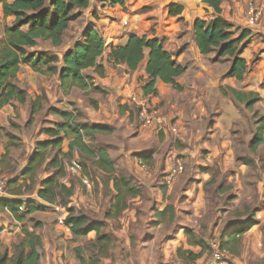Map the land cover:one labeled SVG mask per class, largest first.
Segmentation results:
<instances>
[{
	"label": "crops",
	"instance_id": "0c3cea01",
	"mask_svg": "<svg viewBox=\"0 0 264 264\" xmlns=\"http://www.w3.org/2000/svg\"><path fill=\"white\" fill-rule=\"evenodd\" d=\"M174 5L182 9L170 14ZM251 5L264 10V0L220 3V16L250 31L239 54L246 63L241 79L228 74L232 58L216 59L214 52L202 54L198 48L196 19L209 20L215 15L214 9L202 0H124L123 5L89 0L86 8L74 10L80 14L63 32L60 45L38 38L28 50L56 54L60 65L63 54L92 23L108 46L98 58L104 73L100 75L94 67H88L82 74L89 76L91 87L105 92L78 86L64 92L59 72L40 74L20 64L14 81L26 91V99L12 100L0 108V177L8 181L2 197L43 202L38 190L42 181L56 175L57 168L50 163L58 148L48 149L33 183L24 171L37 143L52 139L47 129L63 122L62 111H72L77 115L76 122L111 128L109 133L85 136L83 141L92 150L104 149L113 162V175L124 176L141 189L140 194L127 199L120 213L110 218H105V213L117 194L112 179L106 185L98 178L95 185L92 183L93 188L104 185L110 191L103 214L89 199L90 188L85 187V194L79 192L76 205L93 210L96 219L110 225L112 244L100 264H213L207 244L213 237L230 253L233 264H264V16L249 25ZM13 20L12 15L4 17L0 4L3 26L11 25ZM132 34L162 40L174 60L185 67L176 78L179 89L157 79L156 92L144 93L146 60L135 70L108 61L109 46L124 44ZM133 94L146 98L165 117L162 130L141 125L130 106ZM258 132L259 142L255 139ZM60 135L63 140L59 149L68 152L73 136H64L63 131ZM73 156L90 162L103 180L108 175L86 152L74 147L70 157ZM176 158L182 159L184 170L168 182ZM67 164L65 160L66 173L60 182L68 176ZM65 184L76 192L70 181ZM33 185V192L28 194L26 189ZM37 211L40 210L22 214L24 219L18 220L0 207V242L15 233L23 238V229L31 231L27 224ZM61 214L65 219L66 213ZM250 221L244 232L238 233ZM53 225L56 239L60 238L58 230L74 236L65 224ZM87 235L96 238L95 231ZM76 246L79 245L74 244L73 250ZM65 256H58L52 264H78L75 251L77 262Z\"/></svg>",
	"mask_w": 264,
	"mask_h": 264
},
{
	"label": "trees",
	"instance_id": "16d2710c",
	"mask_svg": "<svg viewBox=\"0 0 264 264\" xmlns=\"http://www.w3.org/2000/svg\"><path fill=\"white\" fill-rule=\"evenodd\" d=\"M104 1L110 4H124V0ZM202 1L214 9L215 15L209 20L196 19L194 29L198 48L202 54L214 52L216 59L223 56L232 58L228 74L241 79L246 69V63L239 54L244 46L242 41L250 31L235 27L220 16L222 0ZM0 4L4 17L14 16L12 24L4 26L3 38L0 41V108L12 100L24 102L26 99V91L14 81L20 70V64H27L40 74L52 75L59 72L60 86L64 92H67L72 86L90 87L95 91L105 92L100 87H91L88 83L89 76L82 74V70L88 67H94L95 72L100 75L104 73V66L98 62V58L108 46L92 23L85 29L82 37L75 42L73 47L63 54L60 65H58L59 57L56 54L28 50L29 47L36 45L38 38L49 40L54 46L60 45L63 32L69 23L80 14V12L74 13L73 11L86 8L89 0H0ZM181 9V6L174 5L169 12L174 14L180 12ZM143 60H146L145 72L148 76L143 88L144 93L156 92L157 79L171 84L174 88H180L176 78L185 71V67L174 60L172 53L164 48L162 40L159 38L132 34L124 44L109 46V62L125 64L129 70H135ZM60 115L63 122L57 124L56 128L47 129L46 132L53 136L52 139L37 143L24 171V175L28 176L33 183L37 170L46 160L48 149L58 148L50 163L52 167L57 168L56 175L42 181L41 188L38 190V196L44 203L22 199L8 200L0 197V207L8 209L14 218L23 220L22 214L43 210L47 207L45 203L54 204L60 200L61 205L67 204V199L74 193L73 187L62 184L60 178L66 173L65 160L68 162L71 160L72 149L76 147L93 156L95 158L93 163L108 173L107 180H102L104 185L108 180H113L114 190L117 194L114 203L105 213V218L117 215L127 206V199L140 194L141 189L133 185L126 177L113 175V162L104 149L92 150L83 141L85 136L109 133L111 128L100 123L89 125L76 122L77 115L72 111H62ZM61 131L64 132V136H73L68 152L59 149L63 140V136L60 135ZM255 139L257 142L261 141L259 132ZM139 156L143 158L142 154ZM67 210L64 224L69 227L72 234L86 235L90 231L96 232L95 240L89 243L92 248L89 258L85 257L80 246L74 248L78 264H100L101 258L109 255L111 246V236L102 232L104 222L99 219H91L86 214L75 213L71 207ZM250 224L251 221L247 222L246 226H243L238 233L244 232ZM41 249V237L33 231L23 229V238L16 245L12 255H9L7 250L0 249V264H40Z\"/></svg>",
	"mask_w": 264,
	"mask_h": 264
},
{
	"label": "rangeland",
	"instance_id": "374dc122",
	"mask_svg": "<svg viewBox=\"0 0 264 264\" xmlns=\"http://www.w3.org/2000/svg\"><path fill=\"white\" fill-rule=\"evenodd\" d=\"M4 26L0 22V41L3 37ZM134 113L137 116L136 112ZM70 159H74L77 162H79L81 167V170L78 174L69 172L68 176H66L67 182L70 181L72 185L76 186L75 187L76 192H74L75 195L73 194L71 197L67 199V204L62 205L63 210L60 209L61 208L60 205L62 202L59 200L58 201L59 210H56L55 207L48 205V207H45L43 210L35 212L33 216L30 217V221L27 224L31 231L35 233L36 232L39 233L41 237L42 249L40 251L41 253L40 264H49V263L52 264L54 263V261L59 259L58 256H63L64 254L66 255L65 257L67 259L76 261L73 250V245L76 243L83 249V254L85 255L86 258H89L92 254V248L89 243L93 239H90L87 234L74 235L71 237L65 235L61 230H58L57 235H59L60 238L56 239V236L53 233L54 230L53 224L55 223L57 224L58 216L63 211L68 213L67 209L70 207L74 209L75 213L86 214L91 219H96V217H98L96 215L97 213L94 212L93 210H87L81 204L76 205V203H78L79 192L82 190L83 194H85V186L81 182V176L89 177L91 183H93L94 185L96 183V178L102 181L103 177L101 173L98 172V170L92 167L90 162H84L79 156H73L70 157ZM107 177L109 176H106L105 180H107ZM93 186L91 184V188H90L91 192L89 193L91 194V197H89V199L92 201L94 207L99 206L98 207L99 214H103L110 200V196H111L110 191L104 185L100 188L98 187L93 188ZM33 190H34V185L31 188L26 189V192L28 194H31ZM34 223L36 224L38 223V225H35ZM109 226H110L109 222L104 221V227L102 229V232L105 233L107 232L110 236H112ZM21 237H22L21 234L15 233L12 237L9 236L2 239L0 242V249L2 251L7 250L8 254L12 255L15 251L16 245L19 243V241H21L22 239ZM111 244H112V237H111Z\"/></svg>",
	"mask_w": 264,
	"mask_h": 264
},
{
	"label": "built area",
	"instance_id": "2783aa9c",
	"mask_svg": "<svg viewBox=\"0 0 264 264\" xmlns=\"http://www.w3.org/2000/svg\"><path fill=\"white\" fill-rule=\"evenodd\" d=\"M264 16V10L261 7H255L251 5L248 10L247 23L249 25H255L258 23L262 17ZM130 106L137 113V117L141 125L150 126L153 125L157 131H160L165 126V117L159 112L158 109L151 106L150 102L142 97L137 96L135 94L131 95L130 98ZM172 131H176V127L172 126ZM68 173H76L78 174L81 170L79 162L74 159H71L67 164ZM184 170V163L181 158H176L174 160L173 166L169 170L168 174V182H171L178 174L182 173ZM66 178L61 180L62 184H65ZM82 184L91 188L90 178L87 176H81ZM7 189V180L3 177H0V197H2L6 193ZM59 206V205H58ZM55 205V209L59 210V207ZM67 213V212H65ZM64 215L60 214L57 218V222L60 224H64ZM208 248L211 254V258L213 264H229L231 263V255L230 253L221 246V242L218 238L213 237L208 239Z\"/></svg>",
	"mask_w": 264,
	"mask_h": 264
}]
</instances>
